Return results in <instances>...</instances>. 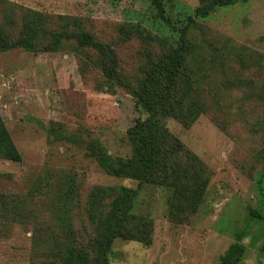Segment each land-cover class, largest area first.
Here are the masks:
<instances>
[{
    "label": "rangeland",
    "instance_id": "1",
    "mask_svg": "<svg viewBox=\"0 0 264 264\" xmlns=\"http://www.w3.org/2000/svg\"><path fill=\"white\" fill-rule=\"evenodd\" d=\"M157 1L0 0V37L28 46L0 52L21 157L0 148V264H264V0ZM150 118L174 138L155 181L130 135Z\"/></svg>",
    "mask_w": 264,
    "mask_h": 264
},
{
    "label": "trees",
    "instance_id": "2",
    "mask_svg": "<svg viewBox=\"0 0 264 264\" xmlns=\"http://www.w3.org/2000/svg\"><path fill=\"white\" fill-rule=\"evenodd\" d=\"M202 5L199 7L195 14L196 16H208L216 7H223L228 5L236 4L240 1L247 0H201ZM154 3L158 6L161 14H163V7L160 2L154 0ZM186 31L182 30L180 35L181 46L174 50V60L171 61L169 66L164 67L161 70L162 74L166 77L167 82L170 86L176 84L179 77L180 68L182 67V62L185 61L187 55ZM80 44H93V41L89 38L87 34H82L79 36ZM25 46V42L19 40L14 43L5 40L0 37V52L14 49L16 47ZM138 133L130 134L133 142L136 145V155H135V165L138 166L141 173L148 176L150 181H155V177L160 174L165 173L168 170L167 160L173 155L172 152H164V147H167L166 141L174 140L173 137L166 134V130L162 128L159 121L155 118H150L147 121H138L136 124ZM163 130V131H162ZM161 133V134H159ZM161 140L163 142L161 143ZM177 145L181 147V144L177 142ZM0 148L5 149L7 156L14 161H21V157L14 147L12 140L10 139L9 132L6 129L5 123L0 118ZM92 153L96 154V149L91 147ZM104 153V152H103ZM99 163L108 172L112 171V161L110 156L106 153L97 154ZM166 182H168V176L165 177ZM164 185H168L165 183ZM145 243L151 244V238H146ZM264 250V246L262 248ZM83 258L75 256L74 253L70 254V258L65 264H82Z\"/></svg>",
    "mask_w": 264,
    "mask_h": 264
}]
</instances>
